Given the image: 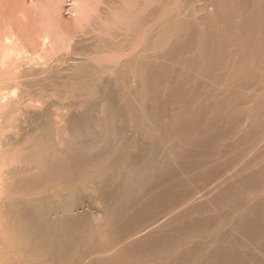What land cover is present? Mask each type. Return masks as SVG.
Here are the masks:
<instances>
[{"label":"rangeland","instance_id":"obj_1","mask_svg":"<svg viewBox=\"0 0 264 264\" xmlns=\"http://www.w3.org/2000/svg\"><path fill=\"white\" fill-rule=\"evenodd\" d=\"M0 22L28 46L0 67V96L25 93L0 141L48 121L0 145V264H264V0H0Z\"/></svg>","mask_w":264,"mask_h":264},{"label":"bare ground","instance_id":"obj_2","mask_svg":"<svg viewBox=\"0 0 264 264\" xmlns=\"http://www.w3.org/2000/svg\"><path fill=\"white\" fill-rule=\"evenodd\" d=\"M23 2H24V0H23ZM27 4H29V3H27ZM21 5V4H20ZM35 5H36V3H35ZM27 6H29V5H27ZM26 6V7H27ZM73 6V5H72ZM89 6V5H88ZM34 7V6H33ZM36 7V6H35ZM40 7V6H39ZM45 7V6H44ZM76 7V6H75ZM28 8V7H27ZM30 8H31V6H30ZM24 9V8H23ZM32 9V8H31ZM35 9V8H34ZM77 9V8H76ZM26 11V10H25ZM75 11V10H74ZM30 13V12H29ZM43 13V12H42ZM75 13V12H74ZM32 14V13H31ZM24 15V14H23ZM27 15V14H26ZM2 16V15H1ZM16 16H17V14H16ZM34 16V15H33ZM22 18H23V16H22ZM26 18V17H25ZM48 18V17H47ZM50 18V17H49ZM70 18V17H69ZM80 18V17H79ZM16 19V18H15ZM32 19V18H31ZM51 19V18H50ZM8 20V19H7ZM33 20V19H32ZM52 20V19H51ZM15 21V20H14ZM21 21V20H20ZM19 21V22H20ZM18 22V21H17ZM16 22V23H17ZM28 22V21H27ZM114 22V21H113ZM1 23V22H0ZM10 23V24H9ZM8 24L11 26V22H9ZM15 22L14 23H12V26H11V30H10V27L8 28L6 25V27H7V35H6V33H5V36L4 37H2L1 38V40H0V67L1 68H4L3 66L6 64V63H8L12 58H15V59H17V61L18 60H20L19 59V57H21L23 54H24V52L26 51V49L28 48V46H27V44H25L23 41H24V37L26 36V31H23L22 30V27L21 26H19L20 27V30H19V28L17 29V28H15L14 27V24H15V26H17L18 25V23L16 24ZM4 24V23H3ZM26 24V23H25ZM35 24V23H34ZM38 24V23H37ZM46 24V23H45ZM30 25V24H29ZM71 25V24H70ZM3 26V25H2ZM26 26H27V24H26ZM47 26V25H46ZM49 26V25H48ZM44 27H45V25H44ZM51 27V26H50ZM27 28V27H26ZM5 29V28H4ZM42 29V28H41ZM44 29H46V28H44ZM48 29H49V27H48ZM6 30V29H5ZM9 30V31H8ZM28 30H29V28H28ZM50 30V29H49ZM11 31V32H10ZM5 32V31H4ZM8 32H9V34H8ZM22 32V33H21ZM23 32H25V33H23ZM54 32V31H53ZM29 33H31L30 31H28L27 32V34H29ZM39 33V32H38ZM55 33V32H54ZM24 34H25V36H24ZM37 34V33H36ZM2 35H3V33H2ZM52 35H53V33H51L50 31H48V30H44V31H41V37L40 38H38V43L40 44V43H42V45H44L45 47L47 46L46 44L51 40V38H52ZM57 35V34H56ZM94 35V34H93ZM31 36V35H30ZM61 36V35H60ZM28 37V36H27ZM38 37H39V34H38ZM30 39V38H29ZM29 39H27V41L29 40ZM36 39V38H35ZM40 39H41V42H40ZM55 39V38H54ZM62 39V38H61ZM92 39V38H91ZM96 39V38H95ZM93 40H94V38L92 39V42H93ZM101 40V39H100ZM26 41V40H25ZM26 41V42H27ZM75 41V40H74ZM82 41V40H81ZM29 42V41H28ZM52 42H54V41H52ZM57 42V41H56ZM83 42V41H82ZM112 42V41H111ZM33 43V42H32ZM49 43H51V42H49ZM48 43V44H49ZM51 45H52V43H51ZM51 45H49V46H47L45 49H46V51H47V48H48V50L51 52V50L53 51V46H51ZM40 46H41V44H40ZM43 46V47H44ZM65 47V46H64ZM33 49V48H32ZM44 49V50H45ZM54 52V51H53ZM49 53V52H48ZM59 53V52H58ZM51 55V54H50ZM48 56H49V54H48ZM54 56V55H53ZM50 57V56H49ZM51 58H53V57H51ZM40 59V58H39ZM43 60V59H42ZM46 60V59H45ZM78 60V59H77ZM88 59H85V60H81V61H79V62H70V63H68L67 64V66L64 68L63 67V69H64V71L60 74V72L58 73L62 78H70L71 76H73L72 75V71H74V70H76V69H84L85 67H86V65L89 63L88 61H87ZM46 62V61H45ZM21 63V62H20ZM31 64V63H30ZM23 65V64H22ZM131 65L132 64H130V66L127 68V71H129V70H131V78L134 80V78L136 77V73H135V71H133V69H132V67H131ZM26 66H28V65H26ZM34 66V65H33ZM33 68V67H32ZM32 68H30L31 70H32V72H35V69H32ZM52 69H53V67H52ZM57 70H59V69H57ZM114 70V66L113 65H111L110 67H108V69H107V71L108 72H111V71H113ZM49 71H51V67H49V68H47L46 70H44V72H42V73H44L43 74V78L42 79H44V77L45 76H47L48 74H49ZM55 71H56V69H55ZM54 71V69H53V71H51V73L53 72H55ZM25 72V71H24ZM37 74L36 75H39V77H40V73H38V72H36ZM48 73V74H47ZM50 73V74H51ZM74 73V72H73ZM15 74H17L16 73V71H14L11 75H15ZM25 74H26V72H25ZM25 74L23 75L24 76V78H25ZM70 74V75H69ZM77 74V73H76ZM27 75H29V74H26V76ZM45 75V76H44ZM65 75V76H64ZM30 76V75H29ZM79 76V75H78ZM81 76V75H80ZM15 77V76H14ZM13 77V79H15ZM42 77V76H41ZM40 77V78H41ZM48 77H51L50 75L48 76ZM31 78V77H30ZM29 78V79H30ZM52 78V77H51ZM74 78V77H73ZM85 79H86V77H84ZM17 79V78H16ZM15 79V80H16ZM45 79H49V78H46L45 77ZM76 79V78H75ZM36 80V79H35ZM19 81V80H18ZM50 81V80H49ZM69 82L71 81L70 79L68 80ZM77 81V80H76ZM81 81L83 82V80L81 79ZM81 81H78V82H81ZM85 83V82H84ZM71 84H72V81H71ZM83 84V83H82ZM67 85V84H66ZM73 85V84H72ZM23 86V85H22ZM22 86L20 85V83L19 82H17V80L16 81H14V82H12L11 83V91H10V93H8V94H4V95H2V96H0V118H4V120L2 121H0V124L2 123V122H4V121H6V125H7V123H8V127H9V122H10V120H12L13 119V117H14V115H15V113H16V111H18V108H19V106H20V104H21V98L20 97H22V99H23V93H24V91H23V89L24 88H22ZM36 86V85H35ZM46 86V85H45ZM28 87V86H27ZM41 87V86H40ZM75 88H80L81 86H76V84H75V86H74ZM112 87V86H111ZM30 88V87H29ZM69 88V87H68ZM126 87L124 86V85H122L121 84V82H115L114 84H113V87H112V91H110V92H107V93H105V94H98L97 96H95V97H93L91 100H92V102H93V104L94 105H96V106H93V107H91L90 108V110L89 111H87V112H82L81 113V120H83L84 121V119H86V118H88V117H90V116H95V114H96V112L97 111H104V110H107V111H113V109L115 108V106L118 104V102L120 103V101H118V100H121V97H122V94L124 93V92H126V90H127V88L125 89ZM73 88L71 87V91H73L72 90ZM90 89V88H89ZM1 91V90H0ZM50 91V90H49ZM68 91H70V88H69V90ZM70 91V92H71ZM27 92V91H26ZM74 92H72V94H73ZM71 94V93H70ZM24 95H25V93H24ZM39 95V94H38ZM29 97V96H28ZM38 98V97H37ZM36 98V99H37ZM55 98V97H54ZM42 99V98H41ZM50 99V98H49ZM27 100V99H26ZM45 101V100H44ZM90 101V100H89ZM24 102V101H23ZM23 102H22V104H23ZM27 102V101H26ZM37 102V101H36ZM40 102V101H39ZM28 103H29V101H28ZM27 103V104H28ZM31 103V102H30ZM29 103V104H30ZM35 104V103H34ZM51 105V104H50ZM38 106V105H37ZM23 107V106H22ZM134 107V106H133ZM132 107V108H133ZM32 108V107H31ZM129 109V111L130 110H134V109ZM20 110V109H19ZM41 110V109H40ZM133 111H130L129 113H132ZM37 113V114H36ZM53 113V112H52ZM115 113V112H114ZM114 113H112V115L114 114ZM35 114H36V116H38V114H39V111L38 112H35ZM68 114V113H67ZM66 114V115H67ZM41 115V114H40ZM69 115V114H68ZM118 115V114H117ZM117 115H113V116H111L109 119H108V121H109V123H113L114 121H116L117 119ZM45 116H48V115H45ZM119 116V115H118ZM39 118H40V116H39ZM49 118V117H48ZM58 119V118H57ZM83 121H81V122H83ZM48 121H47V119H43L40 123L44 126V125H46V123H47ZM39 123V122H38ZM39 123V124H40ZM59 123V122H58ZM37 124V123H36ZM39 124L38 125H36V126H34V127H32V129H30L29 131H31V132H24V131H22L21 130V128L20 129H18L17 131H15L14 132V130H12L13 132L12 133H9L8 134V136H11V138L9 137L8 139H6V141H5V144L3 143V141L1 140L0 141V145L2 146H4V148H5V151H1V152H4V155H5V153L6 154H8L9 153V155H10V153H12V154H14L15 152H17V151H19L20 149L22 150L24 147L23 146H25V143L29 140V137L34 133V132H36V131H40V130H38L37 128L38 127H42V125H40L39 126ZM52 124V123H51ZM4 127V126H3ZM7 127V126H6ZM10 128H12V127H10ZM10 128H8L9 129V131H10ZM3 129H5V127L4 128H2L1 126H0V131L1 130H3ZM23 129V128H22ZM43 129H44V127H43ZM28 130V129H27ZM47 130V129H46ZM6 131H7V129H6ZM46 133H47V131H45ZM36 134H38V133H36ZM88 134V133H87ZM47 135L48 136H46L47 137V139L50 141V142H56L57 140H58V138H59V136L61 135V130L59 129L58 131H57V133H55L54 135L53 134H51V135H49L48 133H47ZM90 135V134H89ZM7 136V134H6V138L8 137ZM81 136H83L84 137V134H82ZM78 138V139H74V142L75 143H78V141H82V140H84V138ZM88 137V136H87ZM86 137V135H85V139L87 138ZM31 138V137H30ZM39 138V137H38ZM41 138H43V136H41ZM2 139H3V137H2ZM33 140V139H32ZM47 141V140H46ZM36 142H38V140L36 141ZM54 147V146H53ZM2 150V149H1ZM4 150V149H3ZM2 154V153H1ZM16 155V154H15ZM3 156V155H2ZM14 156V155H13ZM46 156V155H45ZM43 160V159H42ZM2 161V160H1ZM33 161V160H32ZM5 161H3L1 164H3ZM13 161H11V162H9V164L10 163H12ZM14 163V162H13ZM13 163L12 164H10L11 166H13ZM5 164H7L8 165V163L7 162H5ZM4 165V164H3ZM2 165V166H3ZM7 165H4V166H7ZM9 165V166H10ZM1 166V167H2ZM3 166V167H4ZM40 166V165H39ZM38 169V168H37ZM1 170V169H0ZM25 170V169H24ZM11 171V170H10ZM9 170L8 171H0V178H2L3 176H6V175H11L13 172H10ZM27 171V170H26ZM39 171V170H38ZM43 171V170H42ZM15 172V171H14ZM11 173V174H10ZM8 175V176H9ZM56 192V191H55ZM15 199V198H14ZM13 199V200H14ZM17 200V199H16ZM15 202V201H14ZM12 206V205H11ZM15 211V208L14 209H9V210H5L4 212H2V218L3 219H5V220H9V219H14V218H16V213L14 212ZM30 219V218H29ZM29 219H27V220H29ZM17 221V220H16ZM18 222V221H17ZM24 223L26 224V222L24 221ZM23 223V224H24ZM22 226V225H21ZM21 229V228H20ZM19 229V230H20ZM65 229V228H64ZM66 229H68V228H66ZM27 230V229H26ZM29 230V229H28ZM21 231V230H20ZM63 231V230H62ZM68 232V235H69V233H72L71 231L69 232V231H66L65 230V233H67ZM62 233H64V231L62 232ZM64 233V234H65ZM66 235V234H65ZM67 236V235H66ZM9 247V246H8ZM12 248V247H11ZM13 251V250H12ZM70 256H71V254H69ZM72 257V256H71ZM71 257H66L67 258V261L65 260L64 262H63V264H66L65 262H68V260H69V258H71ZM2 259V258H1ZM44 259H45V257L44 256H37V257H33V258H30L29 260H28V264H43V262H44ZM71 260V259H70ZM6 263H8V262H6ZM62 263V262H61ZM4 264V263H3ZM57 264H59V263H57Z\"/></svg>","mask_w":264,"mask_h":264}]
</instances>
